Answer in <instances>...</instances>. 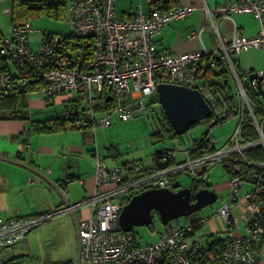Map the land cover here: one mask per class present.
Returning a JSON list of instances; mask_svg holds the SVG:
<instances>
[{"label": "built area", "instance_id": "2783aa9c", "mask_svg": "<svg viewBox=\"0 0 264 264\" xmlns=\"http://www.w3.org/2000/svg\"><path fill=\"white\" fill-rule=\"evenodd\" d=\"M62 1L70 39L35 31L27 22L11 25L10 33L1 36L0 57L7 59L15 70L9 66L0 72V97L14 93L18 87L25 94L42 92L53 103L62 97L71 101L73 96L81 107L72 112L71 125L75 129L91 128L94 132L109 128L114 116L128 121L137 114L155 113L160 105H147V102L156 96V85L160 82L196 87L208 55L206 50L174 55L159 50L156 44L165 25L188 17L194 5L175 4L163 10L174 0H149L147 14L139 5L136 11L120 18L116 14L118 0ZM202 8L206 20L211 16L230 19L231 14H247L260 24L254 37L237 31L231 37H224L211 26L218 42L219 60L234 79L239 105L236 126L225 144L217 147L218 140L209 135L205 146L200 148L202 153L197 155L186 149L183 158L177 159L171 151L164 160H172L174 164L154 172L142 171L136 162L107 166L105 156L94 151L95 188L89 198L39 216L0 218V263L2 248L22 242L47 220L85 207L88 217L77 221L83 264H258L253 248L264 239V186L249 182L241 195L245 182L237 175L229 178V202L217 211L225 221L223 233L227 236L218 252L205 249V242L202 244L196 235L192 221L171 226L155 241L143 245L134 242L132 232H124L118 226L120 212L132 196L153 187L170 188V177L176 173L196 177L217 163L230 165L240 158L253 166L248 176H255L254 181H257L254 170L264 174V161L254 163L245 157L249 149L264 150V118L255 114L259 111L264 115V102L250 97L243 78L252 73L240 75L233 58L253 49L264 53V0H228L213 9L206 4ZM34 32L41 35L36 50L29 41ZM194 37V34L189 36ZM256 74L254 80L247 81L253 90H264V66ZM101 102L106 106L98 109ZM245 117L258 135L256 140H247L242 134ZM34 126L27 132H33ZM241 219L244 233L235 235ZM207 220L208 217L200 218L198 223Z\"/></svg>", "mask_w": 264, "mask_h": 264}, {"label": "crops", "instance_id": "0c3cea01", "mask_svg": "<svg viewBox=\"0 0 264 264\" xmlns=\"http://www.w3.org/2000/svg\"><path fill=\"white\" fill-rule=\"evenodd\" d=\"M119 1L116 3V6L119 7L116 14L123 18L128 12L121 8ZM227 1L174 0V5L192 4L195 9L185 19L170 21L165 25L156 38L157 48L174 55H183L205 49L208 53L204 58L205 65L208 66L207 68L216 70L215 65L211 66L214 59L216 61L219 59L218 42L212 25L224 37H231L235 31L246 37H254L260 27L259 21L247 14H231L230 19L211 16L206 20L202 8L204 4L213 9ZM191 34L195 35L192 39L189 38ZM233 58L240 75L245 72L256 73L264 66V53L261 50L253 49L242 52L233 55ZM21 91L23 93L22 89ZM39 99L41 101L40 97ZM65 102H69L65 97L54 101V103ZM28 109L29 103L27 102ZM31 125V121L0 120L1 219L39 216L62 208L65 203L63 198L57 194L54 186L60 187L63 184L60 192L69 205L79 204L89 198L95 188L92 162L84 158L85 152L88 151L91 159H93V152L95 151V149H85L89 142L88 137H91V134L86 131L88 129H75L71 124H68V127H63L62 130L55 132L31 131L28 133ZM74 130L81 132V138L76 137V135L71 136ZM103 155L105 154L103 153ZM108 156L119 158L120 154L109 153ZM76 159H80L81 163H75ZM133 161L138 162V160L124 162ZM143 165L145 166V164ZM206 171L204 170L202 173ZM231 176L229 175V178ZM228 183L229 180L223 186L227 192L229 190ZM214 191L216 192V190ZM72 215L78 221L87 218L89 213L88 209L84 207L67 214L71 220ZM215 220L210 218L207 220L211 230L209 235L225 237L223 224L219 227ZM242 233L241 229L239 231L234 230L235 235ZM39 236L38 234L31 237L26 236L22 242L12 247L2 248L3 259L0 264H14V261L20 256H27V251H30L33 241ZM253 250L258 259V264H264V239L255 245ZM56 264L62 263L57 262Z\"/></svg>", "mask_w": 264, "mask_h": 264}, {"label": "rangeland", "instance_id": "374dc122", "mask_svg": "<svg viewBox=\"0 0 264 264\" xmlns=\"http://www.w3.org/2000/svg\"><path fill=\"white\" fill-rule=\"evenodd\" d=\"M119 2L121 8L125 9L128 13L136 11L139 5L144 14H147L149 11L148 0H120ZM11 4V0H0V35L2 36L8 35L11 31V16L9 14ZM118 8L119 7L116 6V12H118ZM27 23L35 31L51 32L60 36H67L70 33L65 19H53L45 14L30 15L27 17ZM40 40V34L36 32L30 34L29 41L34 50L39 48ZM8 65L14 68L9 61ZM223 68L227 73L228 87L231 90V94L236 97L237 93L234 79L228 69L225 66H223ZM39 97L41 101H39ZM44 98L45 96L42 92L38 94H26V101L29 103V121L36 123L44 122L46 119L63 113V103H53L47 106L46 103H44ZM71 99H75V97L72 96ZM159 118L160 117H158L157 114L155 115V113L137 114L128 121H120L119 118L114 116L112 118V125L109 128L96 129L94 132L91 128H88L89 131L86 130L91 134V137H88L89 142L86 144L85 149H95L98 153H104V156H107L105 158L107 166H113L115 163L117 165H122L123 162L127 160H138L145 164V166H148L153 162L155 154L167 150H172L177 159L183 158L184 151L191 148V144L194 140L201 138L207 127L204 124L196 125L181 135L180 138H171L159 125ZM235 126L236 118L232 116L223 120V123L216 125L210 130V135L218 140L217 147L225 144L234 131ZM73 135L81 138V132L77 130L73 131L71 136ZM109 153H119L120 156L119 158H113L108 156ZM84 155V158L92 162V173H95V158L91 159L88 151L85 152ZM75 163H81L80 159H76ZM192 177H194L193 180H202L206 184L211 185L208 189L216 190L217 201L191 214L189 217L178 218L171 222L169 226H164L159 217L155 215L151 230L148 226L135 227L133 229L135 235L134 242L136 244L143 245L151 243L155 241L159 235L165 234L171 226L177 224L182 226L195 219L204 218L206 216H209L208 218L211 220L216 219V224H218L219 227L225 224V221L217 215V211L229 202V190L227 192L223 187L229 180V174L222 163L211 166L203 175L196 177L192 175ZM242 177L245 184L240 189L241 195L250 182L248 176ZM193 180L187 177L185 173H176L173 176L170 186H179L180 188L192 187ZM234 214L237 216L240 215L241 217L238 211H235ZM240 229L244 233L242 219L240 220ZM195 233L202 244H204V242L206 243V236L211 233L210 224L206 221ZM37 234L40 236L33 241L30 251L26 253L27 256H20L14 261V264H56L63 260L75 259L77 247L76 232L74 223L67 214L43 222L27 236L31 237Z\"/></svg>", "mask_w": 264, "mask_h": 264}, {"label": "trees", "instance_id": "16d2710c", "mask_svg": "<svg viewBox=\"0 0 264 264\" xmlns=\"http://www.w3.org/2000/svg\"><path fill=\"white\" fill-rule=\"evenodd\" d=\"M11 9H10V16H11V25H19L27 22V17L32 15H39L45 14L49 18L53 19H65V3L62 0H11ZM174 6V2L170 3V5L162 8L163 10H167ZM2 35H0L1 38ZM63 39H70V35L62 36ZM214 65L216 66V70H212L207 68L208 66H204L203 73L198 76L196 89L200 91L203 95L205 101L209 104L212 109V118L209 119L204 123L207 126L208 123L212 122L215 118H219L225 116V120L229 117H234L237 119L239 115V105L237 96L234 97L231 94V90L228 87V80H227V73L223 68L222 63L218 59L217 61L214 59ZM207 68V69H206ZM9 69L8 60L0 57V72L6 71ZM160 81L159 79H156ZM166 83H169L166 81ZM244 88L247 89L249 95L252 99L257 101H263L264 97L261 96L260 92L257 90H253L250 86L249 81L244 82ZM45 103L47 106L53 104L52 99L44 98ZM105 103V101H104ZM103 102L99 105L98 109H103L106 105ZM158 104L156 96H153L147 102V105ZM263 104V103H262ZM102 105V106H101ZM64 111L61 115L57 114L55 117L50 119L44 120V122H31L34 126L33 132L45 131V132H55L57 130H62L63 127H68V124L73 122L72 112L80 109L81 103L77 99H71L69 102L63 103ZM158 115L159 118V125L161 126L162 130H165L171 138H180V136L176 135L169 122L167 121L166 116L164 115L160 106L157 107L155 115ZM255 114L261 116L263 119L264 115H261V112L255 111ZM23 120L29 121L28 110H27V101H26V94L19 90L15 91L12 94L0 97V120ZM246 124L243 128V136L247 140H256L258 135L250 127L248 124L247 119L245 117ZM41 123V124H38ZM223 123V121L219 122L218 124ZM216 124V125H218ZM215 125V126H216ZM32 126V125H31ZM196 126V125H195ZM214 126V127H215ZM193 127V126H192ZM213 127V128H214ZM87 129V128H81ZM212 129V128H211ZM210 129V130H211ZM210 130L208 134L203 138V140L199 141L194 140L191 144L190 150L193 151L195 154H200L202 151L200 148L204 147L207 141V137L210 135ZM263 132H264V125H263ZM203 135V134H202ZM172 150H167L164 152H159L155 154L153 162L151 165L144 166L141 162L139 163L141 166V170L144 172H154L163 170L170 165H173L174 162L172 160H164L165 156ZM247 160H250L254 163H260L264 161V150L260 147L252 148L246 151ZM135 162V161H133ZM125 163V162H124ZM127 163V162H126ZM225 170L228 172L229 175H237L240 176L243 180L242 176H248L252 172L253 166L249 165L245 160H241L237 158V160L231 161L230 165L222 164ZM255 174L257 175V181L255 180V176H248L250 182H259L264 186V174L260 173L257 170H254ZM204 173H201L203 175ZM173 176L170 177V185L172 182ZM254 179V180H253ZM244 181V180H243ZM193 188L195 190L201 188H209L211 185L206 184L202 180H193ZM171 187V186H170ZM179 186H172V189H178ZM154 216L157 215L154 213ZM194 222L195 230L201 228L199 219H195ZM177 226V225H176ZM148 228L152 229V224L148 226ZM133 236L134 231H132ZM225 237L218 236V235H208L206 236L207 240L205 243V249L208 251H216L222 249L224 246ZM135 239V238H134ZM68 264V263H66Z\"/></svg>", "mask_w": 264, "mask_h": 264}, {"label": "water", "instance_id": "95a60500", "mask_svg": "<svg viewBox=\"0 0 264 264\" xmlns=\"http://www.w3.org/2000/svg\"><path fill=\"white\" fill-rule=\"evenodd\" d=\"M256 75V73L250 74L248 78H243V82L254 80ZM21 89L19 87L20 91ZM259 92L264 97V90L260 89ZM155 94L169 125L178 136L186 133L192 126L202 125L212 118L211 107L196 88L160 82L156 85ZM223 120H225V116L215 118L208 123L199 141L203 140L209 130ZM185 175L192 180L194 179L189 173H185ZM54 188L57 194L63 198L65 203L63 207L70 206L60 192L63 184L60 187L54 186ZM216 201V192L208 188H201L194 192L191 187L178 189L149 188L132 196L129 202L123 206L119 215L118 226L124 232H132L135 227L149 226L153 222V212L157 214L164 226H169L178 218L189 217ZM71 218L76 232L77 253L75 259L63 260L61 263L81 264L77 220L73 215Z\"/></svg>", "mask_w": 264, "mask_h": 264}, {"label": "flooded vegetation", "instance_id": "af4514ba", "mask_svg": "<svg viewBox=\"0 0 264 264\" xmlns=\"http://www.w3.org/2000/svg\"><path fill=\"white\" fill-rule=\"evenodd\" d=\"M170 189H172V187H170ZM191 189H192L193 192L196 191L193 187H191ZM197 190H198V189H197Z\"/></svg>", "mask_w": 264, "mask_h": 264}]
</instances>
